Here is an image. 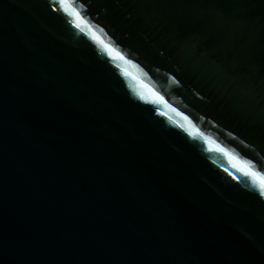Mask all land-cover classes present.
Returning <instances> with one entry per match:
<instances>
[{
    "label": "water",
    "instance_id": "obj_1",
    "mask_svg": "<svg viewBox=\"0 0 264 264\" xmlns=\"http://www.w3.org/2000/svg\"><path fill=\"white\" fill-rule=\"evenodd\" d=\"M262 190L264 0H0V264H264Z\"/></svg>",
    "mask_w": 264,
    "mask_h": 264
},
{
    "label": "snow or ice",
    "instance_id": "obj_2",
    "mask_svg": "<svg viewBox=\"0 0 264 264\" xmlns=\"http://www.w3.org/2000/svg\"><path fill=\"white\" fill-rule=\"evenodd\" d=\"M251 175H254V176H256L257 174H255V173H252ZM262 195H264V190H262V193H261Z\"/></svg>",
    "mask_w": 264,
    "mask_h": 264
}]
</instances>
